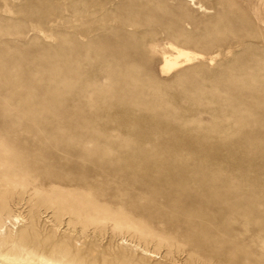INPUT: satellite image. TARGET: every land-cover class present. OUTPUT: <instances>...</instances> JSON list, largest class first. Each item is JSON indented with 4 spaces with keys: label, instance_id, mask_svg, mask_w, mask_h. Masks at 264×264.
<instances>
[{
    "label": "rangeland",
    "instance_id": "374dc122",
    "mask_svg": "<svg viewBox=\"0 0 264 264\" xmlns=\"http://www.w3.org/2000/svg\"><path fill=\"white\" fill-rule=\"evenodd\" d=\"M0 143L1 264H264V0H0Z\"/></svg>",
    "mask_w": 264,
    "mask_h": 264
},
{
    "label": "bare ground",
    "instance_id": "6f19581e",
    "mask_svg": "<svg viewBox=\"0 0 264 264\" xmlns=\"http://www.w3.org/2000/svg\"><path fill=\"white\" fill-rule=\"evenodd\" d=\"M190 1L194 3L195 0H190ZM168 50H169V53H166L164 55V59H163L164 60L163 71L173 70V69H175V68H177V67H179L181 65V63H180L181 60H183L184 62L188 63L194 57L191 52H189L187 50H184V49H182V48H180L178 46L172 45V44H170L168 46ZM183 61H181V62H183ZM0 145H4V143H0ZM8 151H9V148H4L0 152H1V154L4 155V153H6ZM8 155H10V154H8ZM7 166H8V168H14V165H12V164H10L8 162H7ZM85 211H88V210L86 209ZM42 263L51 264V262L48 259L47 260H43L42 259ZM52 264H57V263H52Z\"/></svg>",
    "mask_w": 264,
    "mask_h": 264
}]
</instances>
